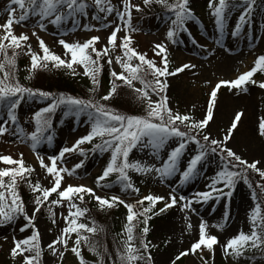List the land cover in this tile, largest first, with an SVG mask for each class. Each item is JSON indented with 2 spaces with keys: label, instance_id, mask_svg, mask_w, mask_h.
Instances as JSON below:
<instances>
[{
  "label": "rangeland",
  "instance_id": "rangeland-1",
  "mask_svg": "<svg viewBox=\"0 0 264 264\" xmlns=\"http://www.w3.org/2000/svg\"><path fill=\"white\" fill-rule=\"evenodd\" d=\"M173 3L174 0H168ZM210 0H188V7L193 13V18L186 21V30L181 31L175 37V43L167 38V32L172 27L171 13L164 6H160L164 13L158 15L144 16L142 11H151L149 5H144L143 0H131L132 4L140 5L141 10L136 11L132 9L131 24L138 28V31L131 33L133 37V47L140 53H146L148 59L156 62L157 66H161V57L154 55V45L157 43L165 44L168 54L169 71H174L182 64H194L195 68L185 69L184 71L171 75L166 78L167 89L164 93L168 100V106L173 112H179L181 115H189L192 120L198 121L206 114V108L209 101L211 90L220 80H229L228 76H238L239 74L250 70L254 66V61L260 55H264V0H256L254 10L250 16V23L245 24L238 35H233L235 25L239 22L238 18L244 11V0H226L229 8L226 10V21L224 30L221 33L218 31L215 24V17L212 15L213 9L209 7ZM213 4H218V0H212ZM89 5H93V0H87ZM111 3L117 7L122 8L121 0H111ZM15 9V16L18 17L21 13L19 7L11 4V0H0V25H3L7 18V8ZM105 16V13H98L94 6L87 9V15H77L75 18H66L65 21L58 27L44 21L45 28L41 30L37 27L39 17L32 15L28 19L19 23L13 24V33L15 35L25 34L29 37L28 41L23 42L25 45H30L33 52L42 55V50L39 48V39L43 40L49 49L60 55L63 59H70V56H65L62 45L58 43L60 39L67 42H81L83 43L92 36H99L100 40L96 43L97 49H102L107 44V38L111 31L119 21L116 18L115 12L108 15L106 19H93L94 16ZM86 26H88L86 28ZM35 32V35H33ZM63 33H67L63 35ZM4 35L3 28H0V36ZM125 35V30L117 34V47L109 49V55L113 59L111 67L107 64L108 57L101 59V63L106 66L111 73L115 70L122 71L120 65L115 62L117 55H122V50L119 47V40ZM7 43V41H5ZM206 45H209L207 48ZM223 49V52L219 51ZM12 49H8V55H12ZM16 64L15 68L5 67V71H10L16 80L25 87L49 92L54 94L63 93L73 97L83 99L94 98L100 100V97L107 94V87L100 81L101 73L99 74V86L94 93L81 86V93L59 92L58 87L62 84L61 79H57L55 71L62 70L63 67L57 69L52 67L49 62L47 68H39L34 71L31 70V57L27 54V47L16 49ZM214 52L217 56L224 58L225 63H228V69L221 67H214L208 58V54ZM94 56V54H93ZM0 60L3 56L0 55ZM133 63H139L133 60ZM75 74L66 68V71L72 76H78L85 80L93 87L88 76L84 75V70L81 66L73 65ZM231 68L230 72L229 69ZM3 73L0 72V77ZM235 77V78H236ZM152 80L151 75L146 77ZM253 79L257 82L264 81V74L259 71L254 75ZM60 81V82H59ZM136 88L142 87L138 81L133 82ZM77 88V87H75ZM50 89V90H49ZM79 90V88H77ZM246 91L232 89L222 86L217 93V101L214 108V115L212 121L207 127L202 130L203 134H211L212 137L222 140L226 134L227 129L234 118V114L239 111L243 113L237 128L233 131L231 138L227 141L226 146L231 148L236 154L240 155L242 159L251 163L254 160H259L261 163L258 167L264 169V137L258 134V124L261 118H264V89H261L257 84H247ZM153 101L158 97L150 93ZM51 101L43 98H28L25 97L21 101V106L17 109L18 124L26 132L31 133L32 128L35 127L33 121V114L45 107ZM107 106L125 114L129 115H144L146 102L138 101L136 94L132 89L126 87H118L116 93L108 101H100ZM61 110V111H59ZM66 109L63 107L57 108L52 114V122L56 125L51 128L48 134L53 136L51 144L45 142L37 146L36 150L30 146V142H21L17 137L5 134L0 136V156L9 155L13 159H20L23 154V161L27 166H31L34 171V181L30 179L27 174V179L32 183L40 181L42 187L51 186V176L46 173L45 169L40 167L37 160V153L43 156L45 163H50L49 156L57 155L64 147H71L80 137L87 135L90 131V124L86 115L79 117L74 115H65ZM6 119V115L0 116V120ZM179 123V122H177ZM252 128V129H251ZM93 141L101 142L99 137ZM176 139H170L163 149L157 150L158 155H153V150L145 148L141 150L139 147L133 149L129 155V161H141L149 165L155 164L159 166L164 159L167 158L169 151L177 145ZM94 142L84 143L79 147L84 150L85 155H91L89 160L84 163L85 155H80L79 150L72 153H66L63 158V164L58 161V167L63 166L72 169L73 166L83 161L82 167L76 169L75 174L69 176L63 173L61 187L68 184L71 185H85L93 188L96 195L102 197H110L112 195L119 196L125 200L126 203L135 204L136 201L147 194H156L164 196L166 199L168 194L175 189L179 195H184L188 199H192L197 192L209 191L208 185L212 178L219 171V157L209 155L203 163L198 165L199 172L187 183H180L179 173L173 175L163 182L156 176L154 172L147 174H140L134 170H129L132 178L131 181L139 193L121 191V185L117 182L116 177L111 175L105 182L107 187H99L96 184V178L101 175L104 167L103 160H109L111 156L110 151L99 152L93 151ZM196 145L189 143L181 157L179 168L183 171L186 167L187 161L196 153ZM108 164V162H107ZM7 167L0 163V168ZM251 170H249L250 172ZM252 172V171H251ZM128 173V174H129ZM254 173V172H253ZM249 174V173H248ZM255 174V173H254ZM257 174V173H256ZM144 176V181L139 180ZM253 175L249 174L251 180ZM110 180H115L113 184ZM8 178H5L7 184ZM21 187L23 193H30L31 188L23 180H18V188ZM217 187L223 188V185ZM225 192L228 189H224ZM257 198H253L254 189L249 187L240 180L232 189L230 197L221 195L219 199H210L207 203L193 202L191 210H180V203L167 209L163 213L152 215L149 220V232L147 234V241L155 247H150L152 256V264H171L179 252L189 249L199 237V225L205 222L208 226L209 234L217 236L219 243L214 245V253H210L207 249L197 251L195 255L191 252L179 260L175 264H203L201 255L208 264H264V252L256 249L246 251L239 258L226 256L221 245L238 234L240 231L249 233L251 229L250 216L251 212L257 204H260L261 210L264 209V196L259 194V189H256ZM0 192L9 194L5 189H0ZM31 194V193H30ZM26 212L31 215L34 204V196L26 200L20 192ZM88 196V194H85ZM50 201L57 199V194L53 193ZM94 203L97 204L94 198ZM260 199V200H259ZM10 202V200H9ZM74 202L80 206L85 207L83 203L74 198ZM240 206L238 207V203ZM147 204V202H145ZM164 202H158L154 211L158 212L159 208L163 207ZM68 202L63 201L61 205H53V210L56 213V223H52V218L48 215L47 209L41 208L39 213H36L35 225L40 231V243L42 248V256L40 264H80L79 259L71 252V247L76 239V234H71L68 241L67 250L61 245H56L59 251H63V257L59 256V252L53 255L47 245L60 234V231L65 227L63 216L68 215ZM98 205V204H97ZM99 207V206H98ZM140 206L137 205V208ZM100 209V207H99ZM75 209H73L74 211ZM111 211V213H110ZM115 211H124L123 220L120 222V230L124 231L127 224V210L123 205H118L111 209L105 208L101 210L104 217L97 218L100 221V226L103 231L91 233H82L89 237V243H96L98 251L105 253L104 264H120L116 256L117 248L123 249L122 240L125 238L117 232L115 225V217L112 215ZM95 212H93L94 214ZM90 214V211L88 212ZM187 216V220L185 217ZM139 219H142L139 218ZM78 222L88 224L90 227L92 223L89 219L81 217ZM134 224L137 222L134 221ZM191 224V228L188 225ZM216 225H222L218 228ZM143 224H137L134 229L135 234L139 236L140 228ZM23 229V230H22ZM33 234V229L23 215H18L15 220L9 224L0 226V264H22V257L17 256L13 259L10 255V249L14 246L13 238L16 240L26 238ZM139 246V240L135 241ZM28 253H25L27 255ZM81 254L85 260V264H98V256L89 251L87 244L82 241ZM140 264H145L141 261Z\"/></svg>",
  "mask_w": 264,
  "mask_h": 264
},
{
  "label": "snow or ice",
  "instance_id": "snow-or-ice-1",
  "mask_svg": "<svg viewBox=\"0 0 264 264\" xmlns=\"http://www.w3.org/2000/svg\"><path fill=\"white\" fill-rule=\"evenodd\" d=\"M153 2L161 4L171 13L172 27L167 32V38L175 43V37L178 33L186 30V21L193 18V13L188 7V0H174L173 3H169L168 0H143L146 6ZM121 3L122 8H117L111 3V0H93V5H89L87 0H11V4L17 5L21 10L20 15L16 17L15 9L11 6L6 9L8 18L3 25H0V28L4 30V35L0 36V55L3 56V60H0V72L3 73L0 77V110H3L6 115V119L0 120V136L10 134L17 137L21 142H30L33 151L42 143L51 144L53 136L48 133L52 128V114L62 105L66 109L65 115L77 117L86 115L90 124V131L87 135L80 137L71 147H64L57 155L49 156L50 163H45L43 156L39 153L36 154L40 167L45 169L46 173L51 176L52 183L49 187H42L40 181L32 183L27 179V174H31L34 169L25 164L22 158L23 154H21L20 159H13L9 155L0 156V163L7 165V167L0 168V189H5L9 194L6 196L5 192H0V226L13 222L18 215H23L33 229V234L26 238L19 240L13 238L14 246L10 249V255L13 259L21 256L22 264H40L42 248L40 231L35 225V219L36 213H39L42 207H47L48 215L52 218V223L55 224L56 213L52 206H59L63 201L68 202V215L63 216L66 226L61 229L56 239L47 245L53 255L59 252V256L63 257L64 252L59 251L56 245L59 244L67 250L71 234L75 233L76 239L70 250L79 259L80 264H85L81 254L82 241L87 244L89 251L98 256V264H104L105 253L98 251L96 243H89V237L82 234H95L97 231H103V229L98 227L95 221L92 222L91 227L86 223L78 222L81 217L85 216L88 209L78 206L74 202V198L83 203L85 194H88L95 199L101 210L123 205L127 210V224L124 232L120 234L125 238L122 240L123 249L121 250L118 247L116 250L117 259L120 264H140L141 261L145 264H152L150 247H155V245L146 239L150 230L148 224L152 215L163 213L178 203H180L181 211H194L191 208L193 202L207 203L210 199H219L221 195L230 197L232 189L240 180H243L251 188L253 182L249 179V170L258 173L261 181H264V169L258 167L261 163L259 160L249 163L226 146L243 116L242 112L237 111L234 114L230 127L222 140L212 137L211 134L201 136L202 130L213 119L217 93L222 86L227 87L229 90L246 91L247 84L258 83V86L264 89V81L257 82L253 79L258 71L264 73V55L258 56L254 61V66L250 70L239 74L236 78L218 81L210 92L205 116L198 121L192 120L189 115L173 112L168 106V98L164 94L168 85L166 79L162 78L176 75L185 69L195 68L196 66L185 63L174 71H169L167 48L162 43L154 45V55L161 57V66H157L154 60L148 59L146 53L137 51L133 47L131 33L139 29L132 26L131 15L133 8L136 11H140L141 8L138 4H132L131 0H121ZM255 3L256 0H244V11L238 18L239 22L235 25L233 35L240 34L243 26L250 23V16ZM90 6H94L98 13H105L104 17L96 15L93 19H106L108 15L115 12L119 21L108 36L107 44L102 49L95 47L100 40L99 36H92L83 43L67 42L60 39L58 43L62 45L65 56H70V59H63L60 55L53 53L45 42L37 37L39 48L43 53L40 55L33 52L30 45L23 43L28 41L29 37L27 35H15L13 33V24H19L28 19L29 16H38L39 21L36 26L44 30L45 20L59 27L66 18H75L77 15L86 16L87 9ZM209 7L213 9L212 15L215 17V24L218 31L222 33L226 21V10L229 5L226 0H218V4L215 5L210 0ZM122 27L125 30V35L119 40L122 55L115 57V62L120 65L122 71H111L112 86L106 95L100 97V100L94 98L83 99L63 93L53 96L49 92L25 87L15 79L10 71H5L6 66L12 69L15 68L16 49L27 47V54L31 57L32 71L47 68L50 62L54 68L63 67L75 74L73 65L81 66L84 75L89 77L93 85L89 91L94 93L99 86L98 77L103 69L101 59L107 56L106 62L109 67L112 66L113 59L109 55V49L117 47V34ZM66 34L63 33V35ZM33 35H35V32H33ZM10 48L13 50L11 56L8 55V49ZM133 60L139 63L134 64ZM149 75L153 77L152 80L146 78ZM116 81H121L125 86L132 89L138 101L146 102L144 115L121 113L100 102L101 100L108 101L116 93ZM134 81H138L142 87L136 88L133 84ZM150 93L157 96L158 99L153 101ZM25 97H40L51 101L47 107L33 114L35 128L31 133L26 132L18 124L17 109ZM181 126L185 130H182ZM258 134L264 137V118L259 120ZM96 137H99L101 142L95 144L92 150L101 153L111 152L108 164L102 174L96 178V184L99 187H107L108 184L102 182H105L111 174L116 173V180L121 185V191L128 192L130 190L138 194L139 189L132 183L128 174L129 170H134L140 174L154 172L161 182L179 173L180 183L184 184L198 174V165L206 161L209 155L219 157V171L208 185L209 191L197 192L191 200L184 195L178 196L175 189L168 194L167 199L164 196L150 193L140 197L135 204H132L126 203L119 196L112 195L105 198L96 195L93 188L85 185L74 186L68 184L62 188V180L64 179L62 174L74 175L76 169L82 167L83 161L75 164L72 169L63 166L58 167V161L63 164L65 154L77 150H79L80 155H85L84 150L79 146L92 142ZM170 139H176L178 143L169 151L167 158L159 166L149 165L138 160L129 161V155L133 149L138 147L141 150L150 148L153 150V155H158L157 150L163 149ZM189 143H194L197 146L196 153L187 161L184 170L180 171V160ZM6 177L8 178L7 184L5 183ZM18 180H23L29 185L33 193H37L34 196V208L31 215L26 212L23 199L19 195ZM221 184L223 188L217 187ZM255 187L259 189V194L264 196V183L258 181ZM224 189H228V191L225 192ZM53 193L57 194V199L49 201V197ZM253 198H257L255 191L253 192ZM161 201L164 202L163 207L159 208L158 212L154 211L157 203ZM137 205L140 207L137 208ZM73 209L75 210L73 211ZM141 217L142 219H139ZM185 219L187 220V216ZM134 221L137 223L134 224ZM250 221L251 229L249 233L240 231L221 245L226 256L239 258L246 251L252 249L264 252V213H262L260 204H257L252 210ZM137 224H143L139 236L134 231ZM188 227L191 228V224ZM216 227L220 228L222 225H216ZM207 228V224L201 222L198 239L191 244L189 249L179 252L171 264H175L176 260L187 256L190 252L195 255L198 250L202 252L203 249H207L210 253H214V245H217L219 240L217 236L209 234ZM137 239L139 240V246L135 243ZM25 253L28 254L25 255ZM200 258L203 264H208L202 255Z\"/></svg>",
  "mask_w": 264,
  "mask_h": 264
},
{
  "label": "trees",
  "instance_id": "trees-1",
  "mask_svg": "<svg viewBox=\"0 0 264 264\" xmlns=\"http://www.w3.org/2000/svg\"><path fill=\"white\" fill-rule=\"evenodd\" d=\"M160 6H161V4H157V3L153 2V3L149 4V7L151 8V11H149V12L142 11V14L144 16L163 14L164 12L161 9H159ZM55 74L57 76V79L58 80L61 79V82L63 84L60 87H58V91L59 92H71V93H78V94L81 93V94H83L84 92H82L81 89H80L81 86L84 87L87 90H90L92 88L91 85H89L88 82H86L85 80H83L82 78H80L78 76H72L71 73H69L68 71H66V69H64V68L62 70L55 71ZM260 74L263 75L264 73H261L260 72ZM101 80L106 83L107 90L109 91L110 87L112 86L113 78H112V76H111V74H110V72H109V70H108L105 62H104L103 69H102V73H101ZM115 83L117 85V88L118 87H122V88L123 87H126V88H128L122 82H115ZM75 87L79 88V90L77 88H75ZM57 94H60V93H57L56 92L54 95H57ZM34 98L39 99L40 97H34ZM20 105H21V103H20ZM20 105H19V107H20ZM61 107H63V105ZM59 111H61V110H59ZM4 114H5V112L3 110H0V116L1 115H4ZM52 125L53 126L56 125L55 121L52 122ZM181 127H182V130H185V129H183V126H181ZM34 128L35 127H33V131H34ZM97 143H100V142H97V141L95 142L94 141V144H97ZM103 170H102V172H103ZM115 174L116 173H113L111 175L113 177H115ZM249 174L253 175V177L251 179V181L253 182V187L252 188L254 189L255 193L258 194L257 191H256L257 188L255 187L256 182L259 181V182L264 183V181H261V178L259 177L258 173L257 174L256 173L254 174L253 172L250 171ZM116 176H117V174H116ZM29 177H30V179H32L34 181L33 172L31 174H29ZM18 192L19 193L21 192L22 195L25 197L26 200L30 199L33 195H36L37 194V193H33L32 191H30L31 194L30 193H23L24 191L22 190L21 187L18 188ZM49 201H50V198H49ZM83 204L85 206L84 208H87L88 209L87 213L85 214V218L89 219L91 223L93 221H95V224L99 227L101 223H100V221H98L96 219L97 218L98 219L99 218L102 219L104 216L102 215L100 217V215L102 213L100 212V209H99L98 205H96L94 203L93 199L89 195L88 196H86V195L84 196V202H83ZM44 208L47 209V207H44ZM89 211H90V214H88ZM93 212H95V213L93 214ZM110 213H111V211H110ZM262 213H264V209L263 208H262ZM112 215L115 217V221H117V223H118L117 225H115L116 231L117 232H120L121 231L120 228H119L120 222L123 220V218H125L124 217V211L123 212L115 211V212L112 213ZM98 232H100V231H98ZM121 232H124V231H121Z\"/></svg>",
  "mask_w": 264,
  "mask_h": 264
},
{
  "label": "bare ground",
  "instance_id": "bare-ground-1",
  "mask_svg": "<svg viewBox=\"0 0 264 264\" xmlns=\"http://www.w3.org/2000/svg\"><path fill=\"white\" fill-rule=\"evenodd\" d=\"M207 48H209V45H206ZM219 51L223 52V49H220ZM209 62L214 66V67H221L225 70L228 69L229 64L225 63L224 58L217 56L216 53L211 52L208 54ZM231 68L229 69L230 72ZM236 76L230 75L228 76V79H234ZM252 129V128H251ZM240 206V202L238 203V207ZM0 246H3L0 244Z\"/></svg>",
  "mask_w": 264,
  "mask_h": 264
}]
</instances>
